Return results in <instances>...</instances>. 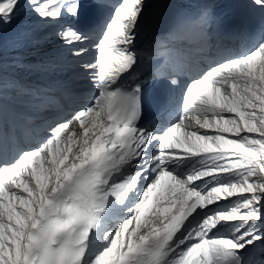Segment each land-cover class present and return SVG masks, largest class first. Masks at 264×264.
Returning <instances> with one entry per match:
<instances>
[{"label": "snow or ice", "instance_id": "1", "mask_svg": "<svg viewBox=\"0 0 264 264\" xmlns=\"http://www.w3.org/2000/svg\"><path fill=\"white\" fill-rule=\"evenodd\" d=\"M21 4L0 0V25ZM28 6L56 20L82 4ZM143 8L121 0L105 24L84 65L89 104L0 156V264H249L244 251L264 243V39L190 80L177 118L149 130L134 79Z\"/></svg>", "mask_w": 264, "mask_h": 264}, {"label": "bare ground", "instance_id": "2", "mask_svg": "<svg viewBox=\"0 0 264 264\" xmlns=\"http://www.w3.org/2000/svg\"><path fill=\"white\" fill-rule=\"evenodd\" d=\"M38 19L36 14L30 11L28 0H22L21 9L12 22L0 25V59L7 61L6 65H0V92L5 91L7 81L16 82L17 78L24 77L20 70L23 64L32 59L33 46L38 44ZM257 245L261 246L264 253V243L257 242Z\"/></svg>", "mask_w": 264, "mask_h": 264}]
</instances>
